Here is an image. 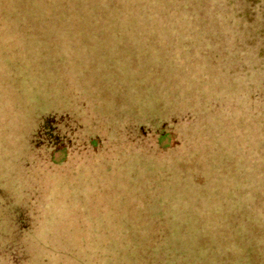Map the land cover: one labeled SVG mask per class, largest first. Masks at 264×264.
Returning a JSON list of instances; mask_svg holds the SVG:
<instances>
[{"label":"rangeland","instance_id":"obj_1","mask_svg":"<svg viewBox=\"0 0 264 264\" xmlns=\"http://www.w3.org/2000/svg\"><path fill=\"white\" fill-rule=\"evenodd\" d=\"M98 1L0 0V264H264V0Z\"/></svg>","mask_w":264,"mask_h":264},{"label":"trees","instance_id":"obj_2","mask_svg":"<svg viewBox=\"0 0 264 264\" xmlns=\"http://www.w3.org/2000/svg\"><path fill=\"white\" fill-rule=\"evenodd\" d=\"M75 1L76 6H79L78 4L82 3L79 2V0ZM83 1L85 2L88 0ZM91 3L94 2L92 1ZM98 3H101V1L99 0L97 4ZM37 128L35 129L36 131L31 135V145L37 151H42L43 149L47 150V148L55 146L57 144V141H60V139L72 141L71 143H74L79 140L78 138H81V125L69 113L46 114L42 116L41 123ZM87 139L89 141H92L91 137L90 139ZM13 214L14 217H12L16 220L17 227L19 228V226H21L20 229H17L27 230L28 227L26 226V222L28 217L30 216L29 214H27V212H25L24 208L21 206L16 207L15 211L13 210Z\"/></svg>","mask_w":264,"mask_h":264}]
</instances>
